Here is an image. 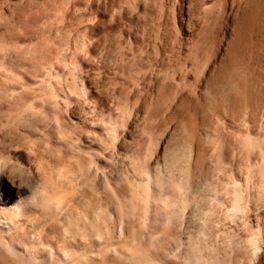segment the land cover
I'll return each mask as SVG.
<instances>
[{
  "label": "rangeland",
  "instance_id": "rangeland-1",
  "mask_svg": "<svg viewBox=\"0 0 264 264\" xmlns=\"http://www.w3.org/2000/svg\"><path fill=\"white\" fill-rule=\"evenodd\" d=\"M255 7L245 0H0V119L9 92H33L40 79H53L59 93L85 95L101 110L105 141L115 128L103 192L118 199L105 205L124 219L126 234L135 233V245L157 264L179 263L178 252L196 264H245L255 239V264H264V172L252 167L264 154L245 136L263 135L264 126V17ZM232 48L241 55L230 61ZM86 106L73 105L66 120L83 121ZM157 137L151 161L170 172L183 164L186 143L203 151L185 203L192 219L170 240L179 250L169 259L166 241L148 236L153 226L165 231L169 206L157 190L135 193L128 178ZM238 189L245 206L233 217L227 205ZM170 195L175 202L180 192Z\"/></svg>",
  "mask_w": 264,
  "mask_h": 264
},
{
  "label": "bare ground",
  "instance_id": "bare-ground-1",
  "mask_svg": "<svg viewBox=\"0 0 264 264\" xmlns=\"http://www.w3.org/2000/svg\"><path fill=\"white\" fill-rule=\"evenodd\" d=\"M245 1L255 2V15L264 17V0ZM238 50L230 49V61L241 55ZM204 67V63L197 66L202 74ZM216 71L222 75L224 66H219ZM52 80L33 82L36 89L34 87L30 93L17 94L7 90L12 104L5 118L0 119V264H114L117 256L144 260L149 264L159 263L135 245V233L126 234L124 219L118 220L115 211L108 210L105 205L118 199L114 192L110 199L105 200L103 192L106 171L103 157L105 148L116 141L115 128L111 127L105 141L98 105L84 94L83 97H73L57 92ZM77 104L87 105L86 117L71 125L64 114L67 116L73 111L72 106ZM245 136L250 137L264 154L261 143L264 126L263 135L250 136L246 132ZM160 144V137H157L154 146L147 147L145 161L135 166L134 174L128 178L135 193L157 190L159 198L169 206L165 231L154 226L148 231L150 240L160 237L166 241L162 256L169 259L179 250L170 246V240L176 238L182 228L186 229L192 219L185 203L193 198L196 163L203 151L186 143L182 158H179L181 155L177 157L183 159V164L170 172L158 167L157 161H151ZM222 153L219 149L218 154L222 156ZM252 167L264 172V156ZM234 183L240 185L236 180ZM175 189L180 195L178 201L172 202L169 196ZM241 189L236 190L230 205H227L232 216L245 206ZM146 200L145 209L149 205L148 198ZM203 218L206 223L208 219ZM250 243L252 251L247 260L245 258V264H255L260 249L257 240L252 239ZM106 255L108 260H105ZM183 256L178 252L179 263L168 260L167 264H196V259Z\"/></svg>",
  "mask_w": 264,
  "mask_h": 264
}]
</instances>
